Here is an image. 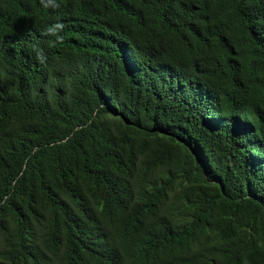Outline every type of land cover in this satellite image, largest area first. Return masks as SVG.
Masks as SVG:
<instances>
[{
	"label": "trees",
	"instance_id": "1",
	"mask_svg": "<svg viewBox=\"0 0 264 264\" xmlns=\"http://www.w3.org/2000/svg\"><path fill=\"white\" fill-rule=\"evenodd\" d=\"M59 4L0 0V264H264V0Z\"/></svg>",
	"mask_w": 264,
	"mask_h": 264
},
{
	"label": "clouds",
	"instance_id": "2",
	"mask_svg": "<svg viewBox=\"0 0 264 264\" xmlns=\"http://www.w3.org/2000/svg\"><path fill=\"white\" fill-rule=\"evenodd\" d=\"M41 5L44 8H59V0H40ZM65 28V25L62 21L58 20L56 23L48 26L47 28L44 29V34L45 35H50V36H56V42H63V36L60 35V33L63 32ZM50 46H54V43H50ZM140 48L135 47L133 45L129 47H124L123 51L127 54H133L137 52ZM33 51L35 52L36 59L39 63H45L46 62V56L43 53V50L40 48H34Z\"/></svg>",
	"mask_w": 264,
	"mask_h": 264
}]
</instances>
